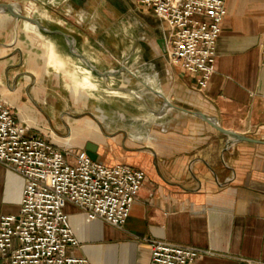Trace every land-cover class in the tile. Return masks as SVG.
Wrapping results in <instances>:
<instances>
[{
  "label": "crops",
  "instance_id": "obj_1",
  "mask_svg": "<svg viewBox=\"0 0 264 264\" xmlns=\"http://www.w3.org/2000/svg\"><path fill=\"white\" fill-rule=\"evenodd\" d=\"M224 1L214 73L201 90L159 47L162 22L137 0H0L52 32L23 20L15 28L0 12V97L18 122L71 155L92 142L99 162L146 175L121 227L66 205L79 241L72 256L150 264L156 240L199 249L196 264H264V0ZM79 55L101 71L126 66L137 78L124 72L108 86L92 84L98 74ZM155 92L175 107L164 109ZM194 112L261 142L234 140ZM23 188L0 165V219L19 214Z\"/></svg>",
  "mask_w": 264,
  "mask_h": 264
},
{
  "label": "built area",
  "instance_id": "obj_2",
  "mask_svg": "<svg viewBox=\"0 0 264 264\" xmlns=\"http://www.w3.org/2000/svg\"><path fill=\"white\" fill-rule=\"evenodd\" d=\"M169 31L166 56L205 89L215 69L216 44L227 14L224 0H137ZM69 152L43 134H29L0 99V165L24 179L18 215L0 219V260L5 264H90L70 254L79 245L67 204L90 220L121 227L145 182L143 171L123 164L106 166L85 151ZM201 251L166 241H151L150 264H196Z\"/></svg>",
  "mask_w": 264,
  "mask_h": 264
},
{
  "label": "water",
  "instance_id": "obj_3",
  "mask_svg": "<svg viewBox=\"0 0 264 264\" xmlns=\"http://www.w3.org/2000/svg\"><path fill=\"white\" fill-rule=\"evenodd\" d=\"M73 1H74V3L80 5V4H82L86 0H73ZM0 12L7 13V14H9L14 19L15 28H17L18 22L20 20H23V21H26V22H29V23L34 24L37 27V29L40 32H42V33H47V34L52 33L44 25H42L38 20L33 19L31 17H28L26 15H23L20 12L19 5L16 4V3H14V2H12V3H0ZM58 33L61 34L62 36H64L66 38V40L68 41L69 46H70L71 53L76 54L75 51H74V43H73L72 39H70L65 33L61 32V31H59ZM157 44L159 45V47H161V49L163 50V52L166 54V41H165V38L163 37L161 39H158L157 40ZM79 56L84 60V62L86 63V65L93 72L97 73L100 77H102L104 79V83H106L105 81L108 80L109 77H112V76H115V75H118V74H121V73H124V72H127L128 74H130L133 78H137L136 75L132 71H130L126 66H123V67H120V68H117V69H110V70H107V71H101L97 67H95L92 63H90V61L85 56H82V55H79ZM106 85H107V83H106ZM128 91H130L139 101H141L146 107L149 108V105H148L147 101L142 96H140L135 90L128 89ZM156 94L162 99V101L165 102L164 109L166 107H168V106L169 107H175V105L173 103H171L165 96L161 95L160 93H156ZM0 99H2V98L0 97ZM194 114L197 117H200L201 119H203L205 122H207L210 125H212L215 129H217L220 132H222V133L230 136L234 140H237V141H250V142H261V141H257V140L251 139V138H249L247 136H242V135H239V134H237L235 132H232V131L223 129L222 127H220V125L217 123V121L215 119H212L211 117H209L207 115H204L203 113L194 112ZM39 132L41 134H43L46 138H48L50 140L49 136L44 131L39 130ZM50 142L53 145H55L51 140H50ZM84 149H85V152L87 153V155L93 161L99 162V156L97 154L98 147L94 143L88 142L85 145V148ZM99 163H101V162H99ZM101 164H103V163H101ZM117 164L126 165L124 163H117ZM117 164H115V165H117ZM104 165H106V164H104ZM106 166H114V165H106Z\"/></svg>",
  "mask_w": 264,
  "mask_h": 264
},
{
  "label": "bare ground",
  "instance_id": "obj_4",
  "mask_svg": "<svg viewBox=\"0 0 264 264\" xmlns=\"http://www.w3.org/2000/svg\"><path fill=\"white\" fill-rule=\"evenodd\" d=\"M53 55V54H52ZM89 70V69H88ZM91 71V70H90ZM92 72V71H91ZM93 73V72H92ZM94 74V73H93ZM94 76V77H93ZM92 77H89L90 82H92V84H98L100 83V81H103L104 79L102 77H99L98 75L94 74ZM76 83L81 81V77H82V73L77 72L76 75ZM112 79V78H111ZM115 79V78H114ZM119 89H121V91H124L121 87H119ZM126 92V91H125ZM129 93V92H128ZM89 98H93L96 101H98L99 98H96L94 96L88 95Z\"/></svg>",
  "mask_w": 264,
  "mask_h": 264
},
{
  "label": "rangeland",
  "instance_id": "obj_5",
  "mask_svg": "<svg viewBox=\"0 0 264 264\" xmlns=\"http://www.w3.org/2000/svg\"><path fill=\"white\" fill-rule=\"evenodd\" d=\"M169 30H170L169 26H168V24L166 22L160 23V27H159L160 33L163 32V31L168 32ZM69 155H70L69 156V160L73 161L74 160V157H73L74 155H71V154H69Z\"/></svg>",
  "mask_w": 264,
  "mask_h": 264
}]
</instances>
